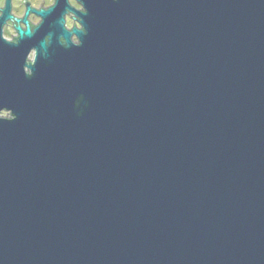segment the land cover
<instances>
[{"label": "water", "instance_id": "1", "mask_svg": "<svg viewBox=\"0 0 264 264\" xmlns=\"http://www.w3.org/2000/svg\"><path fill=\"white\" fill-rule=\"evenodd\" d=\"M78 1L0 37V264H264V0Z\"/></svg>", "mask_w": 264, "mask_h": 264}, {"label": "flooded vegetation", "instance_id": "2", "mask_svg": "<svg viewBox=\"0 0 264 264\" xmlns=\"http://www.w3.org/2000/svg\"><path fill=\"white\" fill-rule=\"evenodd\" d=\"M57 0H0V37L8 42H15L18 37V28L22 31L26 29L30 32V37H26L28 42L34 44L40 39L39 28L43 22L41 15L42 11H45L56 5ZM66 8L62 14L63 28L65 31L70 32L72 29H82L76 13H82L85 11L84 6L78 0H64ZM61 10V5L55 8ZM38 29V30H37ZM47 41V37H44ZM62 40V39H60ZM70 41L72 43H78L76 34L70 35ZM35 56V47L29 48L25 61L27 64L32 63ZM24 72L30 73L28 66H24ZM6 116L10 114L6 111Z\"/></svg>", "mask_w": 264, "mask_h": 264}, {"label": "rangeland", "instance_id": "3", "mask_svg": "<svg viewBox=\"0 0 264 264\" xmlns=\"http://www.w3.org/2000/svg\"><path fill=\"white\" fill-rule=\"evenodd\" d=\"M1 115H2V116H6V113H5V112H3Z\"/></svg>", "mask_w": 264, "mask_h": 264}]
</instances>
